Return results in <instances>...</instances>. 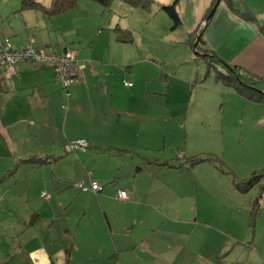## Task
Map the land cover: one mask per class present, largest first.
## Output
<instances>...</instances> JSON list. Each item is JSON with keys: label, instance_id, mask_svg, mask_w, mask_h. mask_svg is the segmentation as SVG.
Wrapping results in <instances>:
<instances>
[{"label": "crops", "instance_id": "crops-1", "mask_svg": "<svg viewBox=\"0 0 264 264\" xmlns=\"http://www.w3.org/2000/svg\"><path fill=\"white\" fill-rule=\"evenodd\" d=\"M36 1L47 6L51 0ZM173 1L152 0V5L143 9L114 0L107 10L97 1L79 0L72 10L52 16L32 9L20 10V2L6 10L0 8V38L8 37L13 49L27 45L54 52L75 49L81 66L78 82L70 87L66 110L62 103L63 93L55 74L46 69L48 67L23 62L19 74L13 78H8L10 72L6 68L0 69V181L11 175L18 186L23 184L16 192L17 202L5 201L4 192H0V203H4L0 204V264H186L184 246L177 239L153 236L152 231L168 228V222L175 223L173 229H176L175 225L180 222L203 220L199 218L198 206L189 209L193 219L183 215L180 208L165 209L168 198L162 191V186L168 185L163 182L166 176H192L189 171L193 174L203 162L190 168L162 163L175 158L172 163L176 165L185 157L214 154L182 151L183 157L176 154L159 159L137 153L131 145H146L137 147L156 150L164 147L166 137L163 133L166 135L167 130L153 127L145 130L144 125H127L124 117H148L143 108L136 109L135 106L145 100H156L159 107H176L178 113L183 111L182 123H187L185 116L189 105L182 109L180 104L169 102L171 82L168 77L175 78V74L182 81H190L192 76L190 89L197 86L199 66L187 65L193 60L191 54L196 53H192L189 44L194 35H201L202 49L210 48L227 62L238 64L264 79V1L220 0L205 24L207 12L215 0H177L175 10L180 24L171 28L172 21L161 6ZM246 11L251 12L255 20L241 15ZM74 13L84 15L73 17ZM72 26L80 31L77 35L72 33ZM116 27L128 30L132 41L118 40ZM112 49H119L117 56ZM198 52L200 54H196L201 56L202 52ZM137 62L141 63L146 77L142 81L143 90L134 92L138 86L136 77L133 85L127 88L120 82V76L125 74H120L118 69ZM151 63L165 65V70H161L162 79L155 78V87L148 83L154 80L146 68ZM93 90H96L95 94ZM211 96L216 103L218 97ZM233 96H237L232 97L235 103L243 105V112H233L232 120L241 132L247 128L246 133L240 134L239 141H264V103ZM199 110L202 119L198 121L203 125L216 122L212 119L214 113L209 115L206 110ZM24 115L42 117L54 126L56 129L52 132H57V146L62 142L61 146L65 147L69 140L85 138L94 142V148L101 145L103 148L100 149L115 150L118 157L109 155L101 161L82 158L79 175L60 174L59 168L69 171L68 164L73 162L79 166V163L73 157L69 162L61 161L59 158L67 153L65 150L56 154V150L36 147L40 143L39 137L24 134L30 132L25 129ZM114 116L121 127L110 130L108 121ZM105 128L118 137L117 142L102 143L96 134H105ZM254 132L260 134L254 136L251 134ZM148 137L153 141L146 140ZM53 143L56 144L55 140ZM125 151L136 154L139 161L121 166L118 160ZM148 166L153 170H146ZM263 168L264 162L255 165L252 173ZM239 175L241 177L236 175L235 178H247L244 174ZM63 177L67 179L61 180ZM78 179L82 182L95 180L101 186H107L98 196L93 191L77 193L70 188L76 187L74 183ZM42 180L51 190L49 194L53 198L50 201L41 196ZM0 187V190L4 189L2 185ZM118 189L126 190L129 199H111ZM256 201L259 213L254 221L253 236L237 242V246L250 248V253L257 249L254 235L257 218L264 220V190ZM245 205L250 212L253 201ZM153 209L158 214V226L148 219ZM231 251L232 248L226 250ZM259 260L264 264V256L260 255Z\"/></svg>", "mask_w": 264, "mask_h": 264}, {"label": "rangeland", "instance_id": "rangeland-1", "mask_svg": "<svg viewBox=\"0 0 264 264\" xmlns=\"http://www.w3.org/2000/svg\"><path fill=\"white\" fill-rule=\"evenodd\" d=\"M19 2V0H0V8H2L1 10H6L9 7L14 6L15 3L19 4ZM109 7H106V9L108 10ZM107 13L108 11H105V14ZM72 15L73 17H81L84 13H74ZM72 28V33L74 35H77L80 32L77 31L74 26H72ZM191 49L193 50L192 53L196 50L195 47H191ZM112 51L117 56L119 49H112ZM191 56L193 60L187 65L192 64L193 66L196 65V67L199 66L198 72H200V76L198 77L199 81L195 88L190 89L189 86L194 79L192 76L189 77L191 78L190 81H182L175 74H173L175 78H172L171 76L168 77V80L171 82L168 90V96L170 98L169 102L172 103L174 101L176 105L180 104L182 109H187L189 105L190 111H186L185 116L187 123H182L183 119L181 115H183V111L178 113L176 107L167 109L164 106L159 107L157 103L158 101L156 100H145L135 106V108H143L142 110L148 113V117H138L136 119L124 117L128 122L127 125L135 127H141L144 125L145 130H148L150 127L166 129V135L163 133L166 137V143L164 147L160 148V150H156L157 148H143L146 147V145H131L130 147H132L137 153H146L150 157H159V159L169 156L174 157L176 154L180 156L182 151L186 154L203 151L217 154L225 162L224 168L230 171V173L220 171L217 167V163H210L207 161L200 163L194 169L193 174L188 170L192 176L172 175L171 178L166 176L168 179L165 178L163 182H167L168 185L162 186V191L166 195V198H168L165 209H167V207L170 210H178L180 208L183 215H190L191 212L189 209L198 206L197 211L199 218L201 217L203 220H200L201 222L199 223L180 222L175 225L177 226L176 229H173L175 223L168 222V228H156L152 231V235L177 239V241L184 246L183 251L185 252L186 264H263V262L259 260V257L260 255L264 256V220H259L257 218L255 224L254 235L257 240V249L252 250V253H250V248L245 249V247L241 245L237 246V242H241L242 239L248 240L253 236L252 227L249 225L250 212L245 204L249 203L250 200L254 201L258 195L260 184L264 182V178L244 193H239L234 189L232 180L236 175L238 178L241 177L239 174H244L248 178L251 176L255 165L264 162V141H239L240 134L246 133L247 128L241 132L238 129L236 122L232 120V116L233 112H243V105L235 103L232 100L234 99L232 97L237 96H233L234 94H231V91L228 92V88L216 78V71L224 72L225 68L217 63L215 67L209 69V73L206 74V63L203 60L197 59L196 57L199 56L196 53L191 54ZM23 62L34 63L29 60L20 62V65L18 64L17 67L15 66L16 71L14 74L8 73L9 76H12H8V78H13L19 74L21 70L20 66ZM35 65L37 66V64ZM146 68L152 75H149L150 78L154 79L148 81V83L155 87V78L159 77L162 79L163 76L161 70L163 68L165 70V65L163 64L162 66H159L157 63H151L148 64ZM46 69L54 74L52 69ZM118 71L120 74H122V72L125 74L120 76V82L121 84L123 83L122 85L126 82L127 84H130L129 87L132 86L134 83L133 78L136 77L138 86L134 92H139L141 88L143 90L142 81L146 77V73L141 67L140 62H137L132 66H121ZM112 77L114 76L112 75ZM57 82L60 91L63 93L62 103H64L63 108L66 110L69 107V103L67 102L69 97L67 98L66 92L63 90L61 83L58 80ZM70 87L71 85L68 87V91H70ZM126 87L128 88V85ZM95 92L96 90L92 91L93 94H95ZM213 94L218 97L216 103L213 100V96H211ZM197 102H199V104H197ZM181 105H183V107ZM151 106L152 108H149ZM199 109L206 110L209 115L214 113V118L212 119L216 122L203 125L198 121L199 118L202 119ZM24 117L26 119L25 129L30 131H25L24 134L29 135L32 133L35 134L34 137L38 136L40 139V143L36 145V147L50 151L56 150V154L65 150L67 153L59 158L61 161L68 160L67 162H69L70 157H73L79 163V166L75 165L73 162L68 164L67 167L69 168V171L64 167L59 168L57 172L60 174L68 173L73 174V176L79 175L82 158L91 161H101L109 155H111L112 158L118 157L115 150L100 149L103 148L101 145H99L100 148H94L92 147L94 142H89V140L85 138L82 139L86 140L87 143L72 151L69 149L67 143L65 144V147L64 145L63 147L61 146L62 142L57 146V132H52L56 129L54 126L50 125L42 117L28 118L25 115ZM108 123L111 125L110 130L121 127L116 116L112 117ZM34 129H36V131H33ZM104 131L106 132L105 134H96L102 139L103 144L108 141H118V137L108 133L106 128ZM251 134L256 136L260 134V132H254ZM27 138L28 137H26V139ZM54 140L56 144L53 143ZM146 140L153 141L151 137L146 138ZM184 140L186 141L184 142ZM26 142L28 143L29 141ZM118 161L121 162V166H127L129 164H136L139 159L133 152L125 151ZM146 170H153V168L148 166ZM9 178L6 177L3 181H0V186L2 185L4 188L0 190V192H4L5 201L10 200V203H14L18 201V193L16 192L21 189L19 187H22L23 184L20 183V186H18L16 180L13 179L11 175H9ZM65 179L67 178H61V180ZM43 181L44 180L41 181L42 184ZM76 182L80 183L82 181L81 179H78ZM83 182L85 186H90L88 179L87 181L83 180ZM77 183H74V186ZM97 184L101 187L98 182ZM106 186L107 185L103 186L102 189L106 188ZM70 189L77 193L82 191L77 186L71 187ZM102 189L99 192H101ZM42 191L48 193L51 192L50 188L44 184L42 185L41 196ZM249 191H252V194ZM83 192L92 193L90 190ZM99 192H95L94 195H100L101 193ZM12 193L15 194L11 196ZM254 194L256 195L253 196ZM43 198L50 201L53 197L51 196L49 199H46L45 197ZM110 198L114 200L115 193ZM195 203H197V205ZM0 204L4 203L1 202ZM189 218L193 219L194 217L193 215H190ZM148 219L158 226L157 222L159 218L154 209ZM258 232L262 235L258 236ZM230 248H232L233 251L226 252V250ZM218 256L220 258L217 259Z\"/></svg>", "mask_w": 264, "mask_h": 264}, {"label": "trees", "instance_id": "trees-1", "mask_svg": "<svg viewBox=\"0 0 264 264\" xmlns=\"http://www.w3.org/2000/svg\"><path fill=\"white\" fill-rule=\"evenodd\" d=\"M78 1L79 0H51L49 5L46 6L36 0H20V10L32 9L34 11H39L46 16H52V15H58L66 11L72 10L73 8H75ZM94 1H97L103 4L104 6L109 7L111 2L114 0H94ZM120 1H123L131 6L141 7L143 9H148L152 5V0H120ZM176 3H177V0H174L173 3H171L170 5L161 6V8L165 11V13H167V15L170 17L172 21L171 28H176L180 24V19L175 10ZM214 4L215 2L209 8V11L207 12L206 16H208L210 11L214 7ZM228 5L231 7V3H229V1H228ZM251 14L252 13L248 11L241 13V15L245 19L253 21L255 20V17L253 16V14L252 15ZM247 15L249 16L246 17ZM114 30L116 32V36L118 40L123 41V42L132 41V36L128 30H123L119 27H116ZM197 36L198 35H194L189 43L192 48H193V44ZM201 44H202V40L200 38L199 42L196 45V49L197 51L202 52L201 56L199 55L198 56L207 65L206 74L209 73V69L214 68L215 65L219 63L225 69H224V72L216 71V78L219 81H221L224 86H226L232 93L241 96L245 100L256 102V103H264V79L262 77L254 74L253 72L247 70L246 68L238 64H234V63L231 64L227 62L223 58L215 55L212 49L210 48L204 47L202 49L201 47L203 46V44L202 45ZM78 140L79 139L69 140L67 141V144L70 142L74 143L75 141H78ZM72 150H75V148ZM180 157H183V154H181ZM174 159L175 158H173L172 160ZM172 160L171 159L164 160L163 161L164 163L162 164L163 165L168 164L170 166H176V167L177 166L181 167L182 165H185L188 168H190L192 166H195L196 164H199L200 162L210 161L213 163H217V167L219 168L220 171L230 173V171L224 168L225 162L217 154H214V155L200 154V155L185 157V160L182 161V163H178L176 165L172 163L173 162ZM177 160L178 159H176V161ZM153 161L156 162V159H154ZM262 178H264V168L260 169L259 171H254L251 174V176L245 179L233 178V186L235 189H237L240 192H247L249 188H251L254 184L259 182ZM92 182H96V181L91 180L90 186L88 187L84 185L86 189L79 187L78 183L76 184V186L79 187L82 191L90 190L93 192H99L103 186H101L100 190L95 191L91 188ZM119 190H123V189L116 190L115 195ZM263 190H264V182L260 184L259 192H258V195L256 196L257 198L260 196ZM128 199H129V195H128ZM257 203L258 202L256 201V198H255L253 201V207L251 208V211H250L249 225H251L252 230L254 229L253 228L254 221L257 217V214L259 213L258 211L259 208H258Z\"/></svg>", "mask_w": 264, "mask_h": 264}, {"label": "built area", "instance_id": "built-area-1", "mask_svg": "<svg viewBox=\"0 0 264 264\" xmlns=\"http://www.w3.org/2000/svg\"><path fill=\"white\" fill-rule=\"evenodd\" d=\"M32 61L40 67H48L53 70L56 79L61 83L66 96H69L68 87L79 80L78 72L81 68L77 60V51L75 49H65L61 52H54L43 48L35 49L31 45L21 49H13L10 45L9 38L3 36L0 38V69L6 68L11 74L16 71L15 66L22 61ZM125 85H130L125 82ZM86 141L79 139L74 143H68L69 149L82 147ZM79 187L86 189L84 184L78 183ZM91 188L95 191L100 190L96 182L91 183ZM42 196L49 199L51 195L42 191ZM115 199L125 201L128 199V193L125 190H119Z\"/></svg>", "mask_w": 264, "mask_h": 264}, {"label": "water", "instance_id": "water-1", "mask_svg": "<svg viewBox=\"0 0 264 264\" xmlns=\"http://www.w3.org/2000/svg\"><path fill=\"white\" fill-rule=\"evenodd\" d=\"M220 0H216L214 7L212 8V10L210 11V13L208 14V16L205 19V23H207V21H209L211 19V17L213 16V13L215 11V8L217 6V4L219 3ZM201 38V35H198L195 39V42L193 44V47L196 48L197 43L199 42V39ZM196 53L200 54L197 50H195Z\"/></svg>", "mask_w": 264, "mask_h": 264}, {"label": "bare ground", "instance_id": "bare-ground-1", "mask_svg": "<svg viewBox=\"0 0 264 264\" xmlns=\"http://www.w3.org/2000/svg\"><path fill=\"white\" fill-rule=\"evenodd\" d=\"M20 64V63H19ZM78 82V81H77Z\"/></svg>", "mask_w": 264, "mask_h": 264}]
</instances>
